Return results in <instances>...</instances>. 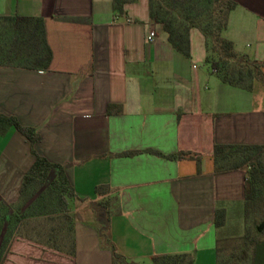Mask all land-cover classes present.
<instances>
[{
  "label": "crops",
  "instance_id": "obj_1",
  "mask_svg": "<svg viewBox=\"0 0 264 264\" xmlns=\"http://www.w3.org/2000/svg\"><path fill=\"white\" fill-rule=\"evenodd\" d=\"M234 1L224 36L263 62L264 0ZM125 9L116 17L112 0H0V18H44L52 51L47 70L0 67V114L35 130L34 150L64 169L79 198L69 202L71 257L70 226L58 214L22 218L37 206V196L24 206L20 198L36 157L19 132L0 134L2 264H113L103 232L137 264L175 254L194 255V264H258L261 248L242 239L245 171L216 175L213 152L215 144L264 145V88L247 92L210 73L197 29L191 59L176 52L151 22L149 0ZM152 151L199 155L201 172L195 161ZM128 152L137 154L119 156ZM219 208L226 222L216 228Z\"/></svg>",
  "mask_w": 264,
  "mask_h": 264
},
{
  "label": "trees",
  "instance_id": "obj_2",
  "mask_svg": "<svg viewBox=\"0 0 264 264\" xmlns=\"http://www.w3.org/2000/svg\"><path fill=\"white\" fill-rule=\"evenodd\" d=\"M137 1L112 0L115 16L127 17L126 5ZM236 7L237 3L234 0H149V17L151 22L163 27L174 50L186 59H191V31L199 30L205 38V64L210 73L216 75L228 86L255 92L259 86L264 88V61H257L248 55L239 54L234 43L224 36L229 26L230 15ZM0 20L7 26L6 32L9 38V43L4 42L0 46V67L47 70L51 64L52 51L46 38L44 18L3 17ZM11 129L28 140L32 153L36 157L33 166L24 176L20 198L24 206L37 196V206L32 205L22 218L28 217V214L38 217L58 214L62 221L64 223L66 221L70 226L69 233L72 241L69 255L75 257V220L74 216L69 214V202L79 198L64 169L50 163L34 150L40 140L35 130L22 127L14 117L0 114V134H5ZM151 153L163 156L153 151ZM135 154L137 152H128L119 156L127 157ZM163 157L173 161H195L198 173L201 172V156L199 155L179 152ZM213 159L216 175L237 170L245 171V234L242 239L247 247L254 246L255 252L259 248L263 249L264 241H261L260 237L264 236V145L215 144ZM56 167L59 169L58 176L46 187L49 174ZM95 206L99 210L106 208L104 203ZM19 219L15 216V221ZM225 222V209H217L215 211L216 228L223 227ZM101 237L103 245L113 254V264H137L120 254L106 233H101ZM2 262L0 258V264ZM194 263L195 257L192 254L153 258V264ZM219 264H227V261L222 259Z\"/></svg>",
  "mask_w": 264,
  "mask_h": 264
},
{
  "label": "rangeland",
  "instance_id": "obj_3",
  "mask_svg": "<svg viewBox=\"0 0 264 264\" xmlns=\"http://www.w3.org/2000/svg\"><path fill=\"white\" fill-rule=\"evenodd\" d=\"M6 27L7 26L5 25V23L0 20V46H2L4 42L9 43V38L6 32ZM229 222L231 223V218H229ZM228 229H229V233H231L232 230H236L237 228L230 226ZM260 239L261 241H264V236L260 237ZM256 262L258 264H264V248L258 252L256 256Z\"/></svg>",
  "mask_w": 264,
  "mask_h": 264
},
{
  "label": "built area",
  "instance_id": "obj_4",
  "mask_svg": "<svg viewBox=\"0 0 264 264\" xmlns=\"http://www.w3.org/2000/svg\"><path fill=\"white\" fill-rule=\"evenodd\" d=\"M153 37H154V36L151 35V36L149 37V40H150V41H153Z\"/></svg>",
  "mask_w": 264,
  "mask_h": 264
}]
</instances>
